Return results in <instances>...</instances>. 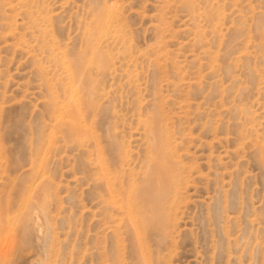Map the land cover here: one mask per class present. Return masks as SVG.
<instances>
[{"label": "rangeland", "instance_id": "rangeland-1", "mask_svg": "<svg viewBox=\"0 0 264 264\" xmlns=\"http://www.w3.org/2000/svg\"><path fill=\"white\" fill-rule=\"evenodd\" d=\"M92 49L69 134L54 107L88 87L64 62ZM152 117L181 178L141 246L97 143L142 181ZM0 264H264V0H0Z\"/></svg>", "mask_w": 264, "mask_h": 264}, {"label": "bare ground", "instance_id": "bare-ground-1", "mask_svg": "<svg viewBox=\"0 0 264 264\" xmlns=\"http://www.w3.org/2000/svg\"><path fill=\"white\" fill-rule=\"evenodd\" d=\"M91 43L90 41L89 45L93 46ZM99 58L101 57L99 56ZM99 58L97 50L92 49L90 58L85 60L88 64H84L85 62L82 59L74 60L72 68L71 64L67 65L68 62H64L67 77L70 79L75 76V78L81 80L82 83L88 87L84 102L87 101L89 107L81 109V106H79L75 110L76 114H73V109L70 108L67 102L63 104L60 109L58 106H55L57 105L56 101L53 103L52 107L55 106L54 113L56 120L64 122L63 126L69 134H75L82 130L81 123L75 121L79 115L82 114L87 116L90 108L94 109L95 114H97L98 97L96 96L97 90L94 89V86L97 84V77L95 76L99 73L94 71L93 62L101 61ZM66 116H68V118L65 120ZM143 122L148 133L149 164L145 171V179L142 181L138 180V178L132 179V177L129 178L128 182L125 181L124 175H126V173H136L133 169L129 168V149H126L125 144L118 141L116 136L114 137L115 142L113 140L112 143V145H114V149H112L114 154L111 156L112 158H115V156L117 157L119 160L118 166H113L114 164L111 165V156H105L104 146H101L99 142L97 143V150L100 154L101 178L102 182L104 179L108 192V195L104 196L103 199L105 206H118L120 210L126 212L129 219L136 226L141 246L143 244V239L140 235L145 232L148 226L150 227L156 224L165 225L168 213L164 211L163 207L171 200L168 198L167 192L170 186H173L181 178L179 165L171 160L172 155L169 150L171 147L170 137L168 134H163V131L160 130L161 121L152 117L151 119L146 118ZM84 126L88 127V124L84 123ZM117 159L115 161H117ZM142 252L145 253L147 251L145 249L142 250Z\"/></svg>", "mask_w": 264, "mask_h": 264}]
</instances>
